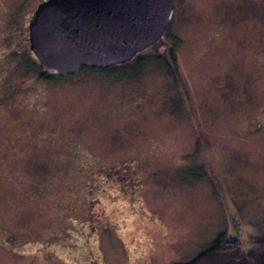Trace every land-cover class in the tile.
Returning <instances> with one entry per match:
<instances>
[{
  "label": "rangeland",
  "instance_id": "374dc122",
  "mask_svg": "<svg viewBox=\"0 0 264 264\" xmlns=\"http://www.w3.org/2000/svg\"><path fill=\"white\" fill-rule=\"evenodd\" d=\"M40 2L0 0V264H186L224 239L254 250L264 0H171L154 46L51 80L22 45Z\"/></svg>",
  "mask_w": 264,
  "mask_h": 264
},
{
  "label": "water",
  "instance_id": "95a60500",
  "mask_svg": "<svg viewBox=\"0 0 264 264\" xmlns=\"http://www.w3.org/2000/svg\"><path fill=\"white\" fill-rule=\"evenodd\" d=\"M171 0H43L28 23L29 49L60 76L132 60L164 36Z\"/></svg>",
  "mask_w": 264,
  "mask_h": 264
},
{
  "label": "trees",
  "instance_id": "16d2710c",
  "mask_svg": "<svg viewBox=\"0 0 264 264\" xmlns=\"http://www.w3.org/2000/svg\"><path fill=\"white\" fill-rule=\"evenodd\" d=\"M170 24L168 25V27ZM167 27V29H168ZM166 29V30H167ZM166 32V31H165ZM27 38L23 41V46L28 45L27 51L30 54H33L29 49V42H28V34L26 35ZM36 63L45 68L36 58ZM159 63H163L160 59H157ZM112 67V66H111ZM111 67L108 68H101L97 70H109ZM37 71V68H33L32 71ZM46 69V68H45ZM85 69H94V68H85ZM48 70V69H47ZM49 74L45 72H41L40 76L45 80L51 79H60L62 76L56 74V72L48 70ZM27 74V72H26ZM236 241L232 240H217L215 244H213L210 248L204 250L205 252L201 253L192 261L186 264H264V239H259L255 243L254 250H250L245 255H242L237 251Z\"/></svg>",
  "mask_w": 264,
  "mask_h": 264
},
{
  "label": "flooded vegetation",
  "instance_id": "af4514ba",
  "mask_svg": "<svg viewBox=\"0 0 264 264\" xmlns=\"http://www.w3.org/2000/svg\"><path fill=\"white\" fill-rule=\"evenodd\" d=\"M41 1H43V0H41ZM31 17H32V15H31ZM29 21H30V19H29ZM29 21H28L27 24L24 26V27H26V29H27V26H28ZM27 34H28V30H27Z\"/></svg>",
  "mask_w": 264,
  "mask_h": 264
}]
</instances>
